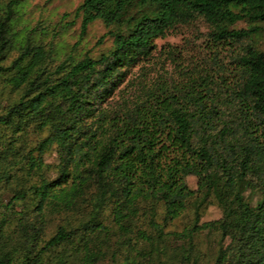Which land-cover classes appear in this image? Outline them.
<instances>
[{"label":"trees","instance_id":"1","mask_svg":"<svg viewBox=\"0 0 264 264\" xmlns=\"http://www.w3.org/2000/svg\"><path fill=\"white\" fill-rule=\"evenodd\" d=\"M76 14L81 35L95 21L108 29L112 46L105 54L62 63L55 81L46 77L39 47L23 44L16 59L0 66V76L25 89L0 115V126L31 117L48 132L36 149L40 156L26 158L28 173L43 172L50 149L58 160L55 179L42 177L10 200L33 211L18 220L16 250L4 251L0 241V264H49L48 256L66 247L83 253L82 264H94L100 252L90 243L105 230L97 219L104 208L127 231L142 209L153 218L158 205L165 225L192 207L194 225L184 236L218 231L230 239L235 264H264V52L251 44L259 32L253 25L264 22V0H83ZM10 19L7 8L0 16V62L11 47ZM196 19L212 29L214 43L242 44L232 68L217 77L188 76L182 87L156 85L129 107L109 106L130 69L151 56L154 41ZM239 22L252 27L233 29ZM188 177L197 179L196 190ZM247 192L257 193L254 204ZM82 202L91 207L87 222L41 239L47 209L72 211ZM211 204L221 219L198 226L200 210ZM191 249L183 250L186 260ZM51 264H67L63 253Z\"/></svg>","mask_w":264,"mask_h":264},{"label":"rangeland","instance_id":"2","mask_svg":"<svg viewBox=\"0 0 264 264\" xmlns=\"http://www.w3.org/2000/svg\"><path fill=\"white\" fill-rule=\"evenodd\" d=\"M82 1L0 0V16L5 14L7 8L11 9V47L0 66L6 67L16 59L23 44L31 48L39 47L45 56L46 77L55 81L58 78L55 70L62 63L86 57L95 59L105 54L112 46V39L101 21L92 23L81 35V18L76 14V9ZM253 26L259 32L253 36L251 44L264 52V22ZM251 27L239 22L233 29L246 30ZM211 32L207 24L196 19L189 24L175 26L155 40L151 56L130 69L123 84L109 100V106L113 109L129 107L144 91H156V85L182 87L188 76L196 78L199 73L205 72L217 77L219 73L229 71L232 68L229 63L239 53L242 44L218 45L213 42ZM8 79L7 76H0V115H4L6 108L16 103L25 91L24 86L17 89ZM38 126L39 121L31 117L13 118L10 124L0 126V219L3 220L0 241L6 244L4 251L15 249L21 240L18 220L25 215L31 218L33 211V207L30 210L26 204L11 205L13 195L19 191L26 192L42 177L49 180L56 178L58 160L54 149L42 156L45 165L43 172L36 175L28 173L26 158L29 154L36 158L40 156L36 149L48 135ZM19 127L23 132L18 131ZM186 184L190 190L197 189L195 177H188ZM245 195L252 204L258 200L257 193L247 192ZM76 207V210L65 212L47 209L41 239L47 240L59 227L77 228L87 222L91 209L89 203L82 202ZM149 207L148 204L144 209ZM142 210L126 224L129 227L127 231H121L115 225L109 207L102 210L97 219L105 230L101 229L90 243L92 249L100 252L94 264H235L230 239L221 240L218 231L198 230L191 239L184 236L194 225L192 207L189 206L181 216L166 225L163 223L161 205L156 207L153 218L149 211L142 214ZM221 217L219 207L207 205L200 210L198 226L218 221ZM153 220L155 225L151 224ZM141 232L149 238H140ZM189 246L192 249L186 260L183 250H189ZM56 253H63L67 264H82L83 253L75 252L71 247L58 249ZM57 254H50L47 262L51 264Z\"/></svg>","mask_w":264,"mask_h":264}]
</instances>
